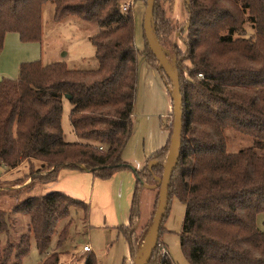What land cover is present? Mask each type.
<instances>
[{"label": "trees", "instance_id": "trees-1", "mask_svg": "<svg viewBox=\"0 0 264 264\" xmlns=\"http://www.w3.org/2000/svg\"><path fill=\"white\" fill-rule=\"evenodd\" d=\"M49 1L55 4L57 21L74 15L98 23L100 29L90 40L99 66L81 70L33 60L21 63L18 78L2 77L0 163L15 168L24 160H39L40 171L49 170L40 177L44 183L56 180L63 168L86 169L103 180L133 171L136 184L129 220L119 228L135 259L144 239L140 234L148 229L139 233L141 194L154 172H164L173 112L168 117L167 145L149 156L143 169H132L123 153L133 132L141 53L135 43L133 6L122 9L127 0H0V52L9 32L18 33L23 42L41 40L42 8ZM162 1L156 0L154 32L163 44L173 26ZM185 4L188 18L179 35L185 49L172 43L183 96V133L170 202L175 196L186 207L181 247L189 264H264V230L258 226V215L264 213V0H185ZM142 54L170 92V79L147 40ZM65 95L71 96L70 120L81 141L65 139ZM233 133L252 144L231 149ZM155 203L156 210L159 192ZM73 205L87 207L61 191L29 196L15 205L14 213L30 216L28 231L17 243L8 238L2 246L0 241V264H22L32 236L45 253L58 221ZM169 210L170 206L165 220ZM9 231L7 214L0 210V236ZM160 236L149 264H176L169 253L158 252L163 245ZM59 262L55 252L41 264ZM84 264H97L96 256L89 254Z\"/></svg>", "mask_w": 264, "mask_h": 264}, {"label": "rangeland", "instance_id": "rangeland-1", "mask_svg": "<svg viewBox=\"0 0 264 264\" xmlns=\"http://www.w3.org/2000/svg\"><path fill=\"white\" fill-rule=\"evenodd\" d=\"M146 2L147 0H129V8L133 6L136 25L135 43L141 54L139 55L138 98L132 119L133 132L123 153V159L138 170L143 169L146 165L148 152H150L151 148L149 142L150 131L147 127V122H145V115L141 112L140 100L145 91L149 92L148 97L151 100L156 101L155 110L160 112L157 117V129L160 131L159 137L165 136L167 138L169 136L167 126L171 125L168 118L169 111L165 107L167 108L168 106L167 99L170 107L172 95L166 86V81L160 75L159 80L154 82V76L151 73H147L148 67H151V65L145 55L142 54L146 47L144 30ZM161 6L163 11H165L166 17L171 19L170 24L173 26L170 35L167 37L169 41L163 42V46L170 53L171 62L175 66L176 55L172 48V43L182 50L185 49V45L179 35L180 27L188 18V12L185 0H175L171 4L168 0H163ZM245 25L247 29H251L248 22ZM99 29L100 27L96 21L83 20L74 15L57 21L55 19V4L50 1L45 2L42 8L41 40L32 44L24 42L14 46L10 41L6 46L3 57H0V71L15 74V71L20 70V65L18 66L17 63L21 60L26 62L41 60L44 64L61 62L69 68L81 70L96 69L99 64L96 57V48L91 42L90 36L98 32ZM11 34L14 35V33ZM22 45H24V49L32 47L34 51L19 50ZM1 77L2 75H0ZM72 106L70 99L64 97L62 114L64 136L67 141H81L71 124L70 112ZM251 144V140L244 138L240 134H234L230 139V148L233 150ZM261 151L263 149H260ZM40 169L41 161L36 159L31 161L24 160L15 168H7L0 163V210L6 212L10 224L9 233H3L0 236L2 246L5 245L8 238L17 243L20 235L28 231L30 216L25 213H14L13 208L29 196H40L43 194L45 186L42 185L44 182L40 177L48 173L49 170L40 171ZM153 174V180L149 181L150 183H144V186L155 188L157 194L160 190L163 174L155 172ZM94 192V202H86L87 207L85 205L71 206L70 213L58 221L51 244L45 253H41L38 250L35 239L32 236L30 251L23 258L22 264H41L42 259L46 255H51L55 252H59V264H84L86 257L91 253L96 256L97 264H134L135 260L133 258L125 263V258L130 255V247L124 238L123 231L117 226L105 224L106 220L101 223L104 218H101L98 222L93 221V213H97L100 217L102 212L99 210L100 205H96L97 198H100L98 186L94 189ZM151 195L152 192L147 190H143L141 194L142 217L140 224L142 226L139 229V233L144 227L148 229L144 232L145 234L143 231L140 234V236L143 235L144 239L141 243L138 257L143 253L145 242L153 223L151 218L155 209L151 213ZM114 210L115 207L113 208ZM185 210V204L173 196L168 216L163 224V232L160 236V242L163 245L158 252L162 256L169 253L176 264H189L180 243V232L185 217ZM258 226L261 230H264V213L258 215ZM60 234H62L61 237L63 239L61 246L57 245ZM86 243L92 245V252L83 250Z\"/></svg>", "mask_w": 264, "mask_h": 264}, {"label": "crops", "instance_id": "crops-1", "mask_svg": "<svg viewBox=\"0 0 264 264\" xmlns=\"http://www.w3.org/2000/svg\"><path fill=\"white\" fill-rule=\"evenodd\" d=\"M11 33H14L15 37ZM10 41L12 42L13 46L24 43V42H21V39L18 33L16 32L7 33L5 36V40H4L3 51L0 53V57H3V53L6 50V46L8 45ZM32 43L34 42H30L27 44H32ZM23 46L24 45L20 46L21 48H19V50L26 51V52L34 51V48L32 47L30 49L29 48L24 49ZM23 61L24 60H21L20 62H18L17 63L18 66L21 65ZM151 67H148L147 73H151V75L154 76L153 78L154 82H156L159 80L160 74L157 71V69H155L154 67L152 68ZM17 71L14 72L15 74H9L7 72L0 71V75H2V77H7V78H17L19 76L18 75L19 71L18 73ZM148 94L149 92L145 91L140 102H141V112L145 115V122H147V127L150 131L149 142L151 144V148H150V152H148L149 154L148 158H149V156H151L155 151L167 145L169 137H170V132L168 131L169 136L167 138L165 136L159 137L160 131H158L157 129L158 127L157 117L160 114V112H157L155 110L154 106H155L156 101L151 100L148 97ZM166 102L168 106L167 108L165 107V109H168L169 111L168 116H169L173 112V101L172 103L170 102V107H169L168 99L166 100ZM127 163L129 164V162ZM130 166L132 167V165ZM132 169L135 170L136 168L132 167ZM135 184H136V178H135L133 171L124 170V171L116 173L113 177H111L108 180H103V179L95 177L93 173H91L89 170H86V169L82 171V170H76V169H70V168H63L59 170L58 177L56 180L52 182L44 183L42 185L45 186L43 194H46L51 191H61V192H64V193H67L73 196L74 198L78 200L83 201L84 203L91 202V201L94 202V193H95L94 189L98 186L100 190V198H97L96 205H100L99 210H101L102 212L100 213L101 214L100 217L97 213L92 212L93 221L98 222L100 221L101 218H104L102 219L101 223H103L106 220L104 222L105 224H110V225L120 227L122 225L128 224L129 210H130L131 200H132L134 189H135ZM143 190L152 192V195H151V204H152L151 213H152L154 206H155V202H156V196H157L156 192L157 191L155 188L149 187V186H145ZM114 207H115V210L113 211ZM141 217H142V209H141ZM141 226L142 225L140 224V221H139V228ZM86 245H89L91 247V250L86 251V252H92V245L90 243H86ZM130 259L131 257L129 255L128 257L125 258V263L126 261L129 262Z\"/></svg>", "mask_w": 264, "mask_h": 264}, {"label": "water", "instance_id": "water-1", "mask_svg": "<svg viewBox=\"0 0 264 264\" xmlns=\"http://www.w3.org/2000/svg\"><path fill=\"white\" fill-rule=\"evenodd\" d=\"M156 0H147V6L144 17V30L146 40L150 50L156 56L159 67L162 68L171 82L170 93L173 101V131L171 135V142L167 159L164 164V172L160 182L159 190V204L155 210L153 223L147 236L143 253L140 257L134 259V264H149L154 251L159 243L160 229L167 215L170 206V186L171 179L175 168L178 165L181 147H182V133H183V96L181 91L180 75L168 59L163 44L157 39L154 32V13ZM2 77L0 78V81ZM66 98L71 99L70 95H65Z\"/></svg>", "mask_w": 264, "mask_h": 264}, {"label": "built area", "instance_id": "built-area-1", "mask_svg": "<svg viewBox=\"0 0 264 264\" xmlns=\"http://www.w3.org/2000/svg\"><path fill=\"white\" fill-rule=\"evenodd\" d=\"M129 1H127V2H125V3H123V5H122V9H123V11H126L128 8H129ZM153 162H151L150 163V165L152 164ZM84 250L85 251H90L91 250V247L89 246V245H85L84 246Z\"/></svg>", "mask_w": 264, "mask_h": 264}]
</instances>
